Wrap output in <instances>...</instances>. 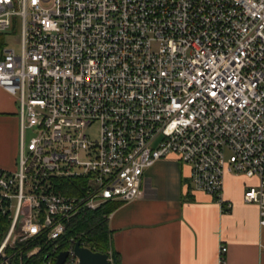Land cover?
<instances>
[{"label":"built area","instance_id":"built-area-1","mask_svg":"<svg viewBox=\"0 0 264 264\" xmlns=\"http://www.w3.org/2000/svg\"><path fill=\"white\" fill-rule=\"evenodd\" d=\"M17 26L18 52L4 41ZM0 35V87L20 127L17 167L0 169V253L136 199L145 170L170 157L225 211L224 175L255 179L243 200L264 227V0H0ZM64 178L81 180L78 193L56 191ZM76 241L63 264L78 263Z\"/></svg>","mask_w":264,"mask_h":264},{"label":"crops","instance_id":"crops-1","mask_svg":"<svg viewBox=\"0 0 264 264\" xmlns=\"http://www.w3.org/2000/svg\"><path fill=\"white\" fill-rule=\"evenodd\" d=\"M19 146L16 99L0 87L1 170L16 169ZM255 183L226 173L225 211L214 196L192 189L187 165L174 157L157 161L145 170L136 199L114 202L120 206L108 216L110 250L118 264H264L258 208L243 200L246 187Z\"/></svg>","mask_w":264,"mask_h":264},{"label":"trees","instance_id":"trees-1","mask_svg":"<svg viewBox=\"0 0 264 264\" xmlns=\"http://www.w3.org/2000/svg\"><path fill=\"white\" fill-rule=\"evenodd\" d=\"M3 36L0 35V46ZM81 183L79 179H59L56 183V191L63 194H76ZM0 203V235L1 240L5 236L11 217L8 211L1 209ZM120 206V203L106 202L95 210H83L75 215L66 225L65 233L55 241H47L46 235L41 234L38 237L15 243L13 246H6L3 249V256L7 258L10 264H42L48 254H52L54 247L56 252L65 250L69 246L70 238L80 242V245L87 247L92 251L108 253L110 249L111 230L108 227V216ZM35 247H40L36 254L28 256L27 254ZM113 264H118L115 254H112ZM0 264H6V261L0 256Z\"/></svg>","mask_w":264,"mask_h":264},{"label":"water","instance_id":"water-1","mask_svg":"<svg viewBox=\"0 0 264 264\" xmlns=\"http://www.w3.org/2000/svg\"><path fill=\"white\" fill-rule=\"evenodd\" d=\"M74 255L78 259L77 264H111L109 257L106 253L92 251L87 247L80 245L79 241H76L73 247ZM6 261V264H10L6 257L1 255ZM68 256L67 251H61L56 256L55 264H63ZM44 264V260L42 262Z\"/></svg>","mask_w":264,"mask_h":264},{"label":"rangeland","instance_id":"rangeland-1","mask_svg":"<svg viewBox=\"0 0 264 264\" xmlns=\"http://www.w3.org/2000/svg\"><path fill=\"white\" fill-rule=\"evenodd\" d=\"M4 41H5V46L9 47V48H13L16 52H18V50L20 49V28L19 26L16 27V29L13 30H9L5 33L4 35ZM16 106L18 109V105H17V100H16ZM88 137L92 140L97 138V125H93L90 129H88L86 131ZM31 136V131L28 130L26 132V142L28 141L29 137ZM14 204V201H13ZM4 239V237H3ZM3 239L1 240V235H0V243H2ZM109 257L111 258L110 263L113 264L112 262V252L109 249L108 253ZM3 255V252L0 253V256Z\"/></svg>","mask_w":264,"mask_h":264}]
</instances>
